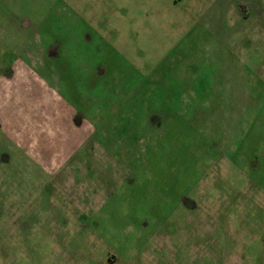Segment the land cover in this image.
Wrapping results in <instances>:
<instances>
[{
	"label": "rangeland",
	"instance_id": "rangeland-1",
	"mask_svg": "<svg viewBox=\"0 0 264 264\" xmlns=\"http://www.w3.org/2000/svg\"><path fill=\"white\" fill-rule=\"evenodd\" d=\"M0 264H264V0H0Z\"/></svg>",
	"mask_w": 264,
	"mask_h": 264
},
{
	"label": "crops",
	"instance_id": "crops-1",
	"mask_svg": "<svg viewBox=\"0 0 264 264\" xmlns=\"http://www.w3.org/2000/svg\"><path fill=\"white\" fill-rule=\"evenodd\" d=\"M242 3H243V2H242ZM242 3H241V4H242ZM243 6L245 7V4H244V3H243Z\"/></svg>",
	"mask_w": 264,
	"mask_h": 264
}]
</instances>
